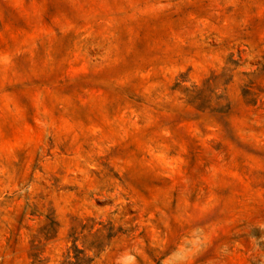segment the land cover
Returning a JSON list of instances; mask_svg holds the SVG:
<instances>
[{"label": "rangeland", "instance_id": "1", "mask_svg": "<svg viewBox=\"0 0 264 264\" xmlns=\"http://www.w3.org/2000/svg\"><path fill=\"white\" fill-rule=\"evenodd\" d=\"M0 264H264V0H0Z\"/></svg>", "mask_w": 264, "mask_h": 264}]
</instances>
